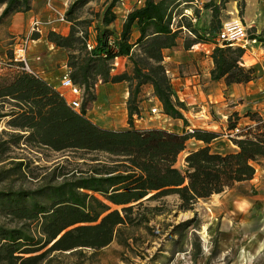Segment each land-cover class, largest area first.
I'll use <instances>...</instances> for the list:
<instances>
[{
    "label": "trees",
    "instance_id": "trees-1",
    "mask_svg": "<svg viewBox=\"0 0 264 264\" xmlns=\"http://www.w3.org/2000/svg\"><path fill=\"white\" fill-rule=\"evenodd\" d=\"M118 1L111 0L98 16L103 27L98 28L91 50L85 44L88 27L79 28L83 21L74 22L71 17L75 4L66 12L67 20L71 21L69 33L49 31L47 39L67 50L70 78L84 89L85 98H94L92 89L97 82H127L126 129L98 126L85 116V106L80 111L73 110L58 90L34 74L19 70L0 74V120L7 117L8 129L2 130L8 137L0 138V163L6 161L0 164V180L3 174H14L18 179L26 175L24 157L1 158L11 146L97 152L103 157L90 159L86 168L61 172L62 180L58 183L49 181L50 184H41L34 190L0 189L1 214L18 222L13 226L0 222V264H82L87 259L91 260L87 264H93L98 251L119 238L123 226L143 224L150 229L149 219L163 213V197L176 194L179 209H192L198 199L250 180L255 163L264 159V116L258 112L245 114L249 123L230 138L237 149L228 152L211 149L209 143L218 136L215 131L195 128L193 132L178 133L155 127L141 129L134 122L141 117L139 97L144 84L152 86L163 113L185 122L184 104L175 95L162 53L163 48L175 44L182 27L193 34L184 44L187 49L197 42L214 43L210 53L211 79L229 85L254 78L253 69L243 64L244 48L218 45L215 41L222 23L220 10L228 0L203 3V8L211 12L205 24L195 9L193 13L198 18L195 24L177 13L183 1L192 0H144L142 6L127 13L116 35L108 25L116 18L112 8ZM240 1L242 9L244 0ZM0 4L4 5L0 20L30 8V0H0ZM134 25L140 34L132 41ZM36 37L38 34L32 36ZM250 37L261 41L264 47L260 36ZM109 38H114L113 46ZM116 56L129 60L130 73H112ZM230 116L227 127L233 129L240 116L237 112ZM190 138L202 141L203 145L190 150L179 168L177 158ZM41 197L48 204L41 202ZM151 201L159 204L148 206ZM139 210L142 214H138ZM28 221L39 223L37 235L26 228Z\"/></svg>",
    "mask_w": 264,
    "mask_h": 264
},
{
    "label": "crops",
    "instance_id": "crops-1",
    "mask_svg": "<svg viewBox=\"0 0 264 264\" xmlns=\"http://www.w3.org/2000/svg\"><path fill=\"white\" fill-rule=\"evenodd\" d=\"M82 1L86 2L87 0H81V2ZM91 1L88 0V3H91ZM95 1L96 0H94V2ZM110 1L111 0H108L106 3L108 4ZM207 1L209 0H199V4L190 2V6L186 8L192 10V7H197L200 9L201 13L205 11L206 16L210 19V10L200 5V3ZM211 1L215 3L220 2V0ZM254 1L255 0H245L244 21L247 26L254 27L256 33L264 32V21L260 19L255 20L257 9L253 8ZM78 2L80 3V0H53L54 6L64 13L65 10H68L74 4L77 5ZM229 2L231 4L233 0H228L225 3V7L220 10L221 21H224L222 16H225L228 10L232 15L235 14ZM182 3H184V1ZM142 5L143 4L135 5V0H123V4L113 6L112 10L116 14V18L108 25L109 28L112 29L116 35H119L127 13L134 7ZM228 7H230L231 10L228 9ZM32 15L44 20L55 16L54 12L48 8L46 0H30V8L28 10L12 14L10 18L11 33L21 31L25 26L27 27V22ZM207 22H209V20ZM70 25L71 21L66 18L65 22L56 21L54 24L44 27L42 33L38 34V37L33 38V44L30 45L28 50V62L34 67L35 74L58 91L62 90L60 85L62 74L65 72L70 73L67 66V50L57 47L49 41L47 39V33L49 31H55L62 35H67L70 30ZM96 32L97 31L92 27L88 29V39L92 41L94 45L96 44ZM139 34L138 27L134 25L131 32V40L134 41ZM191 38V35L185 30H182L178 33L173 46L162 49L164 57L163 62L167 70H169V76L176 97L179 100L185 98L186 106L185 109L182 110L185 122L182 119L171 118L163 113L158 116L151 115L147 107V101L153 102L152 106L156 105L160 108L161 103L158 98L153 95L152 86L150 84H144L141 87V96L143 93H146L148 97L141 100L139 103L141 117L134 121L135 126L141 129L153 127L163 128L178 133L185 132L188 126L202 129L208 128L211 131H216L211 127L212 125L209 121L211 117L210 113L202 114V111L206 109V106L207 108L209 107L207 105L209 103H212V108L220 110V106L225 103L223 102L224 96L228 97L226 100L231 103V111H236L239 116L242 115L240 109H242L241 107L244 105L236 103L235 99L238 97H246V101L249 102L247 106L248 109H246L243 114L245 118L248 119V117L245 116L247 112H258L260 115L264 116V65H260L259 63V53L264 54V49H262L264 47H261L258 52H254L253 48L250 55L246 56L244 53L243 56L244 65L253 69L254 78L248 82L227 85L223 80L211 79L210 71L213 67V63L210 53L213 45L211 43L205 45L207 50L206 53L199 50H190L189 48L187 49L184 44L187 39ZM245 56L247 57L246 60ZM261 58L264 59V56H261ZM256 59L259 61H256ZM119 63L120 67L112 71V73L115 74L123 71L128 73L131 72V66L126 57H121ZM257 64H259V67ZM190 84H196L195 89L190 88ZM92 90L94 94L92 106L85 107V116L93 123L103 128L115 130L126 129L128 127V113L126 107V99L128 96L127 82H97ZM68 97L69 95L67 94V98ZM196 105H201V107H203L202 111L194 109L192 113L191 109L195 108ZM157 117L160 118L157 120ZM198 118L201 121H198ZM165 122L167 123L165 124ZM246 123H249V119ZM218 138L219 136L214 138L209 145L213 151L223 152V148L218 147L220 146V144L217 143ZM202 145V141L190 138L186 143V148L182 151V161L184 162V157L190 150ZM231 146L234 148L232 151L237 149L236 145L233 143ZM248 187L254 188L257 193L253 195L242 194L243 189ZM200 201L204 204L211 203L216 205L214 210L219 214L223 211L222 218H227V211L225 212L226 205L228 204L231 206V212L235 214L237 219L235 224H241L247 227L243 229L244 231L241 233L247 235L245 246L248 247L249 250H254L256 252L261 251L262 259H264V159L255 163V173L250 180L235 183L232 187L220 193L212 194L208 198L200 199ZM217 205H221L220 210V207Z\"/></svg>",
    "mask_w": 264,
    "mask_h": 264
},
{
    "label": "rangeland",
    "instance_id": "rangeland-1",
    "mask_svg": "<svg viewBox=\"0 0 264 264\" xmlns=\"http://www.w3.org/2000/svg\"><path fill=\"white\" fill-rule=\"evenodd\" d=\"M107 1L108 0H96L94 2V0H92L91 3H88L87 0L86 2H78L71 13V17L74 18L73 21H83L81 26L78 27L81 29L88 27L87 32L90 27L97 31L98 28L103 27L98 20V16L105 10ZM255 1L253 2V8L257 9L255 20L260 19L264 21V0ZM240 2V0H233L231 4L229 2L235 14L232 15L228 10V13L222 16V19L225 21L237 15L247 27V34L249 36L252 34L264 39V32L256 33L254 27L246 25L244 21V9L246 4L244 3L243 9H241L239 6ZM189 3L180 4L177 13L182 14L184 9L190 6ZM203 3L204 2L200 3L201 7H203ZM120 4L119 1L116 3V5ZM3 6L4 5L0 4V13ZM193 9L197 10V16L200 18L202 24H205L209 20L205 11L201 13L199 8L192 7V10ZM228 9H230V7H228ZM66 12L67 10H65V14ZM11 16L12 14L0 20V74L7 70H12L14 72L18 70L23 71L12 62L11 54L15 40L17 38H22L27 33L29 21L27 22V27L25 26L21 31L11 33ZM86 22H89L90 25L87 26ZM32 44L31 42L30 45ZM261 47L262 43L259 40L254 43H249L245 48L246 56L251 54L253 48L254 52H258ZM246 56L245 60L247 59ZM261 56H264V54L259 53L260 61L257 59L256 61H259L260 65H264V59H262ZM242 61L244 62L243 58ZM28 63L34 75H36L35 69H33L34 67L30 62ZM257 65L259 67V64ZM147 97L146 93H143L142 96L140 94L139 100L146 99ZM227 98L228 97L224 96L223 102L225 103L220 106V110L212 108V103L207 104L209 107L207 108L206 106L204 111H202L203 107H201V105H196L195 108L191 109L192 113L194 109L202 111V114L210 113L211 117L209 121L212 125L211 127H213L212 129L216 130L215 132H217L219 136L217 143L220 144L218 147L223 148V152L234 150L233 146H231L233 142L227 136V124L228 117L236 111H231V103L226 100ZM246 99V97H238L235 99L237 104L240 103L244 105L241 107L242 109H240L242 115H240L237 123V126L240 128H244L248 124L246 123L248 119L243 115L246 109H248L247 106L249 104ZM152 103L153 102L147 101L148 110H150ZM82 106L91 107L92 100L84 98ZM230 117L233 121V117ZM159 118L160 117H157V120ZM6 120L7 117L0 120V138L3 139L8 137L5 133H2V130H8L5 124ZM198 121L201 120L198 118ZM166 123L167 122H165V124ZM204 129L210 130L208 128ZM182 155L183 152L179 154L176 161V166L179 168H182L183 164ZM6 156L24 157L27 162V169H25V177L20 179L14 174H3V178L0 180V189L3 190H34L41 184L46 185L51 182L58 183L62 180L61 172H71L75 168H86L87 163L91 162L90 159L103 158L102 155L97 152L83 153L82 151L76 150L54 151L46 147L38 148L29 145L21 148L11 146L1 155V158ZM80 157L84 158L81 159ZM5 163L6 161L0 164L3 165ZM36 176L38 179L34 178ZM244 193L246 195H253L257 193V191L252 187H248L243 189L242 194ZM162 200L164 202L163 213L156 214L149 219L147 224L151 227L150 229H147L143 224L123 226L119 238L116 237L109 245L100 249L93 258V264H264L261 251L256 252L254 250H249L248 247L245 246L247 235L241 233L244 231L243 229L247 227L241 224H235V221H237L236 216L231 212L232 207L227 203L225 209V212L227 211V218H222L223 211L221 214L216 213L214 210L216 205L211 203L204 204L200 199L194 203L192 209L187 210L178 208L179 199L176 194L167 195L163 197ZM40 201L48 204L45 197H41ZM156 204L159 203H157V201H151L147 205L153 206ZM217 206L220 207V210L221 205ZM112 208H120V206L112 205ZM142 212V210H139L138 214H142ZM146 215L150 216L148 212H146ZM0 222L12 226L18 223L12 221L11 218L3 216L1 212ZM182 222H186V224L182 225ZM25 224L31 234H38L39 223L37 221H28ZM86 252L89 254L90 251L87 250ZM88 261L91 260L87 259L86 263L84 262L82 264H87Z\"/></svg>",
    "mask_w": 264,
    "mask_h": 264
},
{
    "label": "built area",
    "instance_id": "built-area-1",
    "mask_svg": "<svg viewBox=\"0 0 264 264\" xmlns=\"http://www.w3.org/2000/svg\"><path fill=\"white\" fill-rule=\"evenodd\" d=\"M121 4H123V0H119ZM144 0H135V5H140L143 4ZM191 3L199 4V0H192ZM46 4L48 8L54 12L55 16L53 18H48L46 20L37 17L35 15H32L29 18L28 22V29L27 33L22 37V38H17L14 42V46L12 49V56L11 60L12 62L20 69L29 73H33L32 69L29 66L28 63V50L30 47V43L34 41L32 36L34 34H40L42 33L44 27L50 26L54 24L56 21L57 22H65L66 21V16L64 12L59 11L53 4V0H46ZM186 16L191 23L195 24L198 21L197 16L193 13V10H190L188 8H185L182 14ZM175 17L173 18V22L175 21ZM183 30H185L189 35L193 36L192 32L189 31L187 28L182 27ZM252 35V34H251ZM215 41L217 42L218 45H224V44H229V45H235V46H240L242 48H246V46L249 43H254L257 41L256 38H252L247 34V27L245 26L244 22L242 21L241 18H239L237 15L235 17H232L228 20L222 21L221 27L216 35ZM86 44V49L91 50L94 47V44L92 41L87 39L85 41ZM109 44L111 46L114 45V38H109ZM206 42H197L195 44H192L189 49L190 50H199L203 52H207L205 45ZM214 46V43H211ZM123 58V56H116L114 57L112 61V69L111 71L117 70L120 66L119 59ZM167 74H169V70H166ZM60 85L62 87L61 91H58L60 96L64 98L66 104L71 107L75 111H80L82 107V102L83 99L85 98L86 94L84 92V89L75 83L71 78L68 72H65L62 74L60 78ZM196 84H190V88H194ZM192 86V87H191ZM67 94L69 97L67 98ZM178 99V98H177ZM179 100V99H178ZM184 104V109H185V98L179 100ZM183 109V110H184ZM150 113L151 114H157L160 115L163 113L160 107L153 105L150 106ZM204 111V110H203ZM165 114V113H163ZM136 119H140L136 118ZM135 119V120H136ZM195 128L193 126H188L186 128V131L188 132H193ZM241 131V128L236 126L233 129H228V134L227 136L229 138L235 137L239 132Z\"/></svg>",
    "mask_w": 264,
    "mask_h": 264
}]
</instances>
